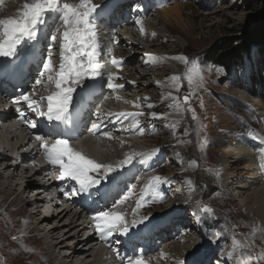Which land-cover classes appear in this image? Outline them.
<instances>
[{
  "label": "rangeland",
  "instance_id": "374dc122",
  "mask_svg": "<svg viewBox=\"0 0 264 264\" xmlns=\"http://www.w3.org/2000/svg\"><path fill=\"white\" fill-rule=\"evenodd\" d=\"M18 1L17 3L19 5H16L15 10L11 13L12 15L14 14L17 19L20 18L25 5L24 0ZM66 1L67 0H64L63 2L66 3ZM78 2L79 1L76 0V2L74 1L72 4ZM91 2L93 4H99L90 17V22L92 23L94 21L93 17L99 12L96 11L101 7L103 8L108 0H91ZM148 3L150 6L148 7L149 11H147L149 14L147 20L154 27L163 31L164 36L150 35L148 37L149 33H147L148 31L143 25L142 33L147 35V38L143 40L134 37L140 36L141 34L139 29L141 20L139 19L141 15H144L142 14V10L136 9L134 10L136 14L135 18H138V20L130 27L132 33L134 32L133 34H136L133 38L132 35L125 30L127 21H131L132 18L131 16H124L126 12L121 13L117 21L118 24H115L113 27L115 28L114 31L118 29L116 32L120 35L119 37H122V40L129 41V45L123 46L124 44H120V40H116L114 48L122 46L121 48L124 49V62L122 65L131 71L130 75H133L134 82H127L128 80L125 79V76H120L118 77L119 79L116 80V83L122 85V88L115 91L110 90L108 92L102 87L98 89L99 91L101 90V94L105 93L102 102L108 103V106L105 107L107 110L113 105L116 110L122 109L119 113L127 111L129 107L135 104V102L132 104L130 103V100L134 99L137 100L136 103L140 102L144 105L143 108L145 113L139 118V121L144 124L143 128L137 131L121 123V129L127 130L128 128L129 130L131 129L129 132L134 131V135L133 133L129 135L132 136L136 145L125 144V147H121L124 150L119 148L120 150L118 152L123 151L122 153L131 155L135 151H140L141 147H146L149 144L162 151V157H159L160 167H158L154 173L143 175L140 178V182L137 185L138 187L136 186L135 189H133L136 197L133 199L135 200V202H133L134 204L132 202L126 204L136 208V201L140 198L141 190L153 177L159 176L162 181H165L164 184L169 183L168 189L173 193L172 198H170L168 193L164 190V194L162 195L165 198L168 197L169 201L167 203H162V205L159 203L147 204L140 209L141 214L138 218L150 216V221L152 220L151 222L154 221V223H157L162 216L168 215L170 213L169 210L172 209L176 210L179 208L180 213H190L194 218V224L197 228H200L202 232L191 238L192 243L186 240V245H193L194 248L189 250L190 253L184 260L191 261L192 264H198L200 259L209 255V262L207 261L204 264H212L213 262L220 264L218 259L225 253L227 247L233 244L231 245V251H233L231 256H236V254L239 255L238 264H264V247L261 239H258L260 238V229L249 221L247 214L241 207V204L246 201V195H251L252 191L237 189L235 187V185L239 183L246 185L247 183L244 179L235 181V179L232 178L234 185L225 186L226 183L224 181L227 182L229 179L223 175L225 174L224 172L230 170V167L227 168V165H229L227 162H230L233 158H227V160L224 161L220 158L223 156V151L226 149L225 147H230L229 144H231L232 140H234V142L232 141V146L235 145L236 132H242L244 134L249 132L248 134L250 136L256 137L259 140L264 139V136H262L264 135V121L262 119L263 117L260 116V111L244 103L240 96L241 94H245L249 98L253 96V90L249 89V85H247L245 81L247 76L254 72L255 61L257 65H262L264 68V42L260 45H256L255 47L257 48L253 47L254 49L249 51V55L244 57L242 62L239 63L238 66H235L228 76L221 67L215 66L205 60L206 57L209 59L212 48L222 39L239 35V32H243L246 29L252 30L253 20L257 10L249 8L252 7L253 3L250 4V6L245 5V0H148ZM137 4L141 6L144 4V1L140 0ZM175 4L179 5V13L174 15L173 21L164 20L159 11L165 7L171 8L175 6ZM124 8H126V6L123 7V10ZM110 10H112V8ZM126 11L131 12L132 10L128 8ZM7 14H5L6 17L4 16V20L9 19V15ZM115 18L114 16L113 20ZM58 19L59 13L55 12V16L51 17L50 21L52 33L55 32L60 25ZM103 19L106 22L104 25L110 28L108 18L104 16ZM122 24L125 25L123 26ZM60 27L62 26L60 25ZM130 28L128 27V29ZM132 40H136L138 46L140 45L142 49L147 48L148 50H142L143 52H140L141 55L134 54L131 51L140 50H137V46L133 44L130 45ZM56 42L57 40L55 43ZM54 46H56V48L58 47L57 45ZM43 48L47 49L48 47L43 45L42 49ZM50 48L52 49V47ZM59 48L60 47L54 49L58 57L53 56V49L51 50L53 71L51 73L47 72L48 75L50 74L54 79L50 81L55 90L51 95L55 94L57 91L54 84L55 73L60 63ZM99 51L101 52L100 47H98V52ZM43 52L42 50L40 54ZM100 52L99 56H97V63L101 65L108 64V56H106L105 53L100 54ZM115 52V49H113L112 53L114 56L117 55ZM47 53H49V49L44 55H47ZM126 55L130 57L134 56V58L128 63L125 61L128 58ZM179 57H183V59ZM46 59H48V57ZM146 61L147 64L145 63ZM165 63L167 64L164 65ZM178 65H181L180 70L178 69ZM122 67H119V69H122ZM110 70L112 71V69ZM44 72L45 71H43V74ZM110 72L109 74L102 72L104 74L100 76V78L105 79L103 82L106 85L108 76L112 75ZM139 73H146L148 75L139 77ZM172 77L178 78L175 80L174 84H176V82L177 84H173L174 86L171 85V80L173 82ZM97 82H99V80H97ZM38 86L39 84L32 86L31 89L33 90L31 91L34 93V91L38 89ZM258 86L259 92L260 88L264 89L262 85ZM106 89L108 88L106 87ZM140 90L146 91L147 94L143 95L144 92L142 93ZM262 92L264 93V90H262ZM108 93L111 96L110 98L107 97ZM114 97L116 99H114ZM185 97L188 98L187 103L184 102ZM43 98L47 97H42L40 99L43 100ZM169 103L174 105V109L171 111L169 106H167ZM149 104L152 105V107H148ZM94 110L95 114H97V110H99L98 106H96ZM100 113L101 116L105 115L104 113L102 114V111H100ZM154 113L155 116H153ZM8 118L12 119V117ZM95 122L96 124L103 123L100 119H95L94 123ZM119 130L118 128L115 133L110 134L117 138H122L123 135ZM20 134H26V132H20ZM138 136L141 137L140 141H142L143 144L139 143L140 141L138 142ZM211 142L212 144L225 142V144L223 148L217 147L213 149ZM106 145L108 149L110 145ZM111 145L114 146L115 144L111 143ZM40 149L43 150L42 148ZM16 151L17 150L14 151L15 153H13V156H17V154L24 151V149H20L18 152ZM163 157L168 159V163L163 161ZM2 166L3 163H0V170ZM8 173L10 174V172ZM94 174L95 173H93V175ZM90 175L92 176V174ZM41 186V184L34 185L33 190L35 193L33 192L28 196L29 200L32 201L33 198L37 197V191H41ZM20 187L23 188V185L19 181L18 190H21ZM53 191L54 189L51 190V193ZM239 192H244L242 198L238 197ZM43 196L40 195V197ZM4 206L5 204L0 205V264H26V262L27 264H35L34 258L37 256V254H35L38 252L37 250L34 253L35 257H33L32 254L29 259L20 255L17 256L21 249L25 248L26 251L27 247H24V243H28L30 246L34 245V242H32L34 236L30 238L26 237L29 235L27 229H23L22 218L20 220L11 218L9 221L12 223V229H4L2 224H4L5 220L1 219V215L5 209ZM205 207L211 208L213 210L212 213L203 212V208ZM155 208H157V213L151 214V211L153 212ZM62 223H67V220H62ZM55 224H57V222H52V225ZM22 230H24V232ZM6 231L10 232V234ZM67 231L69 230L63 231V229H61L58 235L65 233L69 234ZM173 231L174 229L171 227L169 233L171 234ZM73 233L74 231L71 230L70 235ZM23 235L25 239H20ZM173 238L174 236L172 235L170 241H175V238ZM72 239L73 241L75 240V238ZM167 239H169V237ZM167 239H163L161 245H156L158 249H155L153 253L159 250L169 252L167 246L170 241L167 242L168 244L164 243ZM155 241L157 240H154V245ZM204 245H206V247L202 250L201 248ZM149 254L150 253L146 254V256ZM28 260L30 261L28 262ZM164 264H166V260H164Z\"/></svg>",
  "mask_w": 264,
  "mask_h": 264
},
{
  "label": "bare ground",
  "instance_id": "6f19581e",
  "mask_svg": "<svg viewBox=\"0 0 264 264\" xmlns=\"http://www.w3.org/2000/svg\"><path fill=\"white\" fill-rule=\"evenodd\" d=\"M74 1L76 2V0H67L66 3H72ZM17 2L19 1L18 0L16 1L0 0V20H4V18L6 17L5 14L7 13H8L7 15H9V19H17L14 16V14L13 15L11 14L12 11L15 10V6L19 5ZM24 2L25 4L30 5V4H33L35 0H24ZM125 6H128V5H125ZM120 9L121 8H118V7L116 9L112 8V10L107 9L102 14V19L104 16L108 18V23H110L109 26L111 29L105 25H102V26L96 25L97 26L96 29L98 32L97 39L104 44L103 48L105 50L106 55L111 57L110 65L114 67V69L112 71L110 70L111 71L110 73H112V76L116 78L114 79V83H116V80L119 79L118 77L120 76H125L126 77L125 79L128 80L127 82H134L133 75H130L131 71H129L128 68L122 65L123 66L122 69H119L111 64L112 58L118 59L122 61V63L124 62L123 61L124 60V52H123L124 49L121 48L122 46L118 48H114V46L112 45V47H110L109 40L111 38H114V41L120 40V44L123 43L124 44L123 46L129 45L128 40L127 41L122 40V37H119L120 35L118 34V32L113 30L114 28L113 26L115 24H118L117 21H118L120 14H117V13ZM125 10L126 9H124V11ZM148 10L145 9L143 11L145 15L144 17L140 19L141 20L140 21L141 25H139L140 27L139 29L141 31L140 36H134L136 34H133L134 32L132 33V30L130 28V26L132 25L131 24L132 22L127 21L125 30L126 32L131 34L132 37L133 36L138 37V39H143V40L147 38V35L142 33L143 25L146 27L148 31L147 33H149L148 37L150 35L164 36L163 31L159 30L157 27H154L152 24H150V22H148L147 20L149 16L147 12ZM179 11H180L179 5L175 4V6L171 8L170 7L163 8L161 11H159V13L164 20L170 21L173 19L175 14L179 13ZM113 13L116 18L114 19V21H111L112 19L111 15ZM53 16H55V12H47L44 14L42 26L36 28L35 37L25 38L20 43V45H18L16 53L14 54L13 57L19 58V59L27 58L31 54V52L34 51V48H36V46L38 48L37 50H35L36 51L35 54L37 56L40 55V52L42 50L44 52L41 53V55L42 54L44 55V53H46L50 47H52L53 50L56 49V46L54 45H57L58 47H60V42H58L60 41L59 32L56 33L57 42H58V43L56 42L57 44L51 41L50 39L51 34H52V31L50 29V21H51V17ZM124 16H131L132 18L131 13L130 14L125 13ZM55 26H58V25H55ZM128 27L130 29H128ZM3 38L4 37L2 36V29H0V39H3ZM132 44L137 46V50H140V51H131L136 55L138 54L141 55L140 52H143L142 50L147 49V48L142 49L140 45L138 46V43L136 40L135 41L132 40L130 45ZM43 45H46V47L48 48L42 49ZM113 49H115L116 51L115 53H117V55L115 56L114 54L112 55L110 53ZM126 56H128V58L125 61H127L128 63L132 60V58H134V56L132 57H130L129 55H126ZM3 59H4L3 57H0V62ZM181 62L179 63L182 64ZM166 64L167 63H165L164 65ZM40 68H41V65L37 64V69H40ZM180 68H181V65L178 67V69L180 70ZM105 69L108 71L110 67H103L102 70H105ZM263 72H264V68H263L262 73ZM49 75L47 72H44L43 75L40 74V77L45 76V79L40 82L38 89H36L34 93L33 91H31L33 90L31 89V87L37 83L34 81H31L28 84L26 83L27 81V78H26L24 80V83L26 84L24 85V88L20 89L19 95L17 93V90H13L12 92L5 94L8 99L6 100V102L10 105L11 110L15 111L16 107H18V106H14L16 102H19L21 104L20 111L22 112L21 114L25 116V119H26V122L23 123L21 126L12 125V120H14L15 118L14 112L12 113V111H10V114L5 119H3L2 118L3 109H1L0 107V163L1 164L3 163L2 169L0 170V205L5 204L4 206L5 209L1 215V219L5 220L2 226L6 230L12 229V223L9 220L11 218L19 219V220L22 218L23 219L22 224L24 226L23 229L24 230L27 229V233L29 235L26 237L30 238L34 236L32 238L33 240L32 242H34L33 243L34 245L30 246L28 243H24V247H27L26 251H25V248L21 249L19 253L17 254V256L20 255L26 259H29V257L32 254H33L32 255L33 257H35V254H37V256L34 258L35 264H129L130 261L134 262L135 259H139V258H142L145 264H164V260H166V264H192L191 261H187L186 259L184 260V258H186L187 255L190 253L189 250L191 248L192 249L194 248L193 245L191 246L186 245L187 242L192 243L191 241L192 239L190 238L191 237L190 236V226H183L180 229V232L178 234H173V233L170 234L169 230L166 233H164L162 230H158V231L154 230L153 233H150L149 235H144V228L146 226L151 227V224H154V221L151 222L152 220L150 221V219H148L143 224L137 225L135 228H131L127 234L121 235L119 231L113 233L112 237L109 238V243H106L104 240L98 237L95 231V226H94L95 221L92 218L93 215L98 212L109 211V212H115L117 214L123 215L125 222L128 223L129 225H131V222L134 219L136 220L141 219V218H138L141 214L140 210L134 214L133 210L135 209V207H133L132 205L131 207L127 205L128 202L133 203L135 201L133 200L136 198L134 191H131V195L128 197L127 200H125L123 203H119V201L123 199V197L125 196L124 194L125 191H127L131 185H135V186L138 185L137 179L133 178L131 182L127 183L125 187L122 188L120 186V181L117 182V179L112 176V174L116 173L115 171L109 174L108 176H106L111 180L112 182L111 185L116 188L114 191L115 192L114 197H112L111 200L107 202H101L100 200H91L90 197L87 196V191H85V189L81 191L78 187L77 189L72 188L71 190L70 187L69 188L67 187L70 185V183L74 181L60 180L58 178L59 177L58 167L52 166L47 162V160L45 159L43 150H39L40 145L42 143H46L50 146L54 142V140L64 139L69 142L70 148L80 153L85 158L91 159L94 162L102 164V165H110L112 167H116L120 163V161L125 159L126 155H130V154L122 153L123 151L118 152L120 150L119 148H121L122 146L125 147L124 146L125 144L126 145H136V143L134 142L132 136L128 134L123 135L122 138H117L116 136L109 134V133L116 132L115 128L118 127V123L115 118V115H116L115 113L122 111V109L116 110L115 106L111 105L112 103L110 104L111 105L110 108L108 107L109 110L105 109V107L108 106V103L106 102L103 103L104 101L102 102V99L105 96V93L101 94L100 93L101 90L99 91L98 90L99 88H97L95 85L91 86L90 83L88 84L89 88L87 91H84L86 87L84 90L77 89L74 91L72 99H74V101L76 102L75 104L76 106L74 107L72 104L71 105L72 109L70 110L72 111L73 116L74 115L76 117L78 115L80 116L82 108H83L82 105H84L85 103L84 107L88 111H91V108L89 107L90 106L89 102H92L91 107H93V113H92V117L90 118L91 120L85 118V116H83V118L82 119L80 118V119L85 122L88 121L86 124H88L89 126L91 123H93V125L98 126L99 132H96L94 136H92L91 134H88L90 132H93V130L91 129L93 128V125H91L92 127L90 126L89 131L84 134V137L81 135H78L75 138L71 137L72 128H68V127H64L63 130L59 132L58 136L56 133L49 135L46 131H42V130L38 131V129H34V128L29 129L27 125L30 120L34 119V116L32 115L33 112L37 110L44 112V110L47 108V99L43 98L42 100L40 98L48 97L49 95H51V93L55 91L54 87H52L51 85L52 84L50 82L51 80L48 79ZM147 75L148 74L146 73H139V77H144ZM31 77H33V75ZM31 79H34V78H31ZM253 81H254L255 86L262 85L260 84V81L256 79V77L253 78ZM174 83H175V80H173V82L171 80L172 86L177 84V82L176 84ZM94 89H96L95 91L97 92L94 93L93 96H89L88 98L89 100H87L86 94H88L90 91L93 93ZM262 90L264 89L260 88L259 93H256V91L255 92L252 91L253 92L252 98L247 97L245 94H241L240 96L244 103H247L251 107H255L256 110L260 111V116L263 117L264 119V93L262 92ZM140 91L142 93L144 92L143 95L147 94V92L144 90H140ZM22 95H28L32 101L37 102L36 104H34L35 110H30L28 108L27 103L21 99ZM114 99L116 98L114 97ZM136 101H137L136 99L130 100L131 104L134 102L135 104H133L132 107H129V110H132L134 108L139 109L142 107L141 105L142 103L140 102L136 103ZM137 105H139V107H137ZM94 106L95 107L98 106L99 110H97V114H95L94 112L95 111ZM167 106H169L170 111L174 109L173 104L169 103V105ZM100 111H102V114L104 113L105 115L101 116ZM8 117H12V119ZM39 119L42 120L40 116H39ZM95 119L97 120L100 119L103 123L98 122L99 124H96V122L94 123ZM65 121L69 122V119L67 118ZM20 132H23V133L26 132V134L21 135ZM134 134L135 133H133V135ZM35 135L41 136L42 139L37 140L35 138ZM47 138L50 140V142L45 140ZM137 139L139 142L141 138L138 136ZM232 141L234 142V140ZM232 141H231V144H229L230 147L228 146L225 147L226 149H224L225 151H223V156L220 157L221 160L223 161L227 160V158H231V157L233 158V160H230V162H227L229 163V165H227V168L230 167L229 168L230 170L224 172L225 174L223 175L224 177H228L227 179H229L227 180V182L224 181L226 183L225 186L234 185L232 178H234L235 181L244 179V181L247 183L246 185L239 183L238 185H235V187L237 189H244V190L252 191L251 195L249 196L246 195L247 197L246 201L243 204H241V207H242V210L247 214L249 221L254 226H256L258 229H260V238L258 239H261V242L264 247V148L257 147V145H251V150L248 151L245 148V146L242 145L240 142H235V145L232 146V143H233ZM105 143L110 145L108 149L106 148L108 146ZM111 143L115 145L113 146L111 145ZM139 143L143 144L142 141H140ZM224 144L225 142L224 143L217 142L216 144H212L211 142L213 149L217 147L223 148ZM20 149H24V151L17 154V156L15 154H14L15 156H13V153H15L14 151L17 150L16 152H18ZM154 149L156 148H154L151 144H149L146 147H141L140 151H137V152L135 151L131 155L133 156V159L146 157L148 154H150L151 150H154ZM121 150H124V149L121 148ZM40 156H42V158H39ZM141 167L144 168L145 164H143V166ZM219 171H220V168H219ZM8 172H10V174ZM91 174L94 177L98 175L97 173H95L97 175L95 174L93 175V173ZM134 176L136 177V175ZM19 181L23 185V188L20 187L21 190H18L17 188L19 186ZM38 184L42 185L41 191H37L38 193L37 197L33 198V200L31 201L28 199V196H30V194L34 192L33 190L34 185H38ZM44 185H46L45 186L46 188H44ZM58 186H62L63 188L65 186L66 187L64 188V191L58 192L57 190ZM133 188L131 190H133ZM52 189H54V191L52 192L53 197L51 194L48 193L49 191L51 192ZM73 190L76 191L75 196L65 195V192L70 193ZM243 193L244 192H241V193L239 192L238 197L242 198V195H244ZM40 195L42 196L44 195V196L40 197ZM172 195L173 194H171L170 198H172ZM156 209L157 208H155L153 212L151 211V214L157 213ZM65 219L67 220V223H62V220H65ZM52 222H57V224L52 225ZM61 229H63V231L68 229L69 231L67 232H69V234L65 233V234L58 235L59 230ZM24 230L22 231L24 232ZM71 230L74 231L72 235H70ZM6 232L10 234V232L8 231ZM129 235H133L135 237V240L133 242H128L126 240V238ZM172 235L174 236L175 241L174 240L170 241V238H172ZM160 236L162 238H160ZM186 236H189V237H186ZM168 237L169 239H167ZM72 238H75V240L73 241ZM165 238L167 239V241L164 243H167L170 241L169 245L167 246L169 249V252H166L165 250H161V251L159 250L158 252L153 253L155 249H158V246L156 245L158 244L161 245L162 240ZM181 238L185 240H182ZM20 239H25V236L23 235V237H21ZM154 240H157L155 241V245H154ZM138 244L146 245L145 249L141 253L137 251ZM231 245L227 247V249L225 250V253L220 257V259H218L220 264H238L239 263V258L237 257L235 258L234 256H231V253H232ZM36 250L38 251L37 253H35ZM148 253L150 254L146 256V254ZM29 261L30 260H28V262ZM206 264H211V263H206Z\"/></svg>",
  "mask_w": 264,
  "mask_h": 264
},
{
  "label": "snow or ice",
  "instance_id": "6c2138e0",
  "mask_svg": "<svg viewBox=\"0 0 264 264\" xmlns=\"http://www.w3.org/2000/svg\"><path fill=\"white\" fill-rule=\"evenodd\" d=\"M98 5L93 4L91 0H79L76 4L64 3L63 0H35L33 4L24 5V11L19 19L0 20V29H2V36L4 37L0 39V57L11 58L16 53L18 45L25 38L35 37L36 28L42 23L45 13H59V23L62 27L57 28L50 38L51 41L55 42L57 40L56 33H60V63L55 73L57 91L46 98L47 112L37 113L39 116H46L49 121L61 120L68 112L77 86L85 80L99 76L104 67L97 63V56L99 55L98 32L94 24L90 22V17ZM51 56L52 52L51 48H49L48 59L43 65L44 71L48 73L53 71ZM179 58L183 59V57ZM111 64L117 68L122 67V61L115 58L111 59ZM105 71L107 70L105 69ZM48 79L52 80L53 76L49 75ZM114 79L116 78L109 75L107 80V88L113 91L123 87L114 83ZM172 79L177 80L178 78L172 77ZM40 82L39 79L36 81L37 84H40ZM21 99L27 103L30 110H35L34 104L37 102L32 101L28 95H22ZM184 102H188L187 97H185ZM148 107H152V105L149 104ZM139 115L140 113L120 112L116 114V118L127 120L131 117L133 121H136L131 127L139 131L140 129L137 128L139 123L137 116ZM153 116H155V113ZM27 126L29 129H33L35 124L28 122ZM92 130L97 132L98 126L93 125ZM35 138L37 140L42 139L39 135H35ZM40 147L44 151L47 162L52 166L58 167V178L60 180L74 181L81 191L89 186L100 184L106 176L125 168L133 161L132 155H126L125 159L120 161L116 167L102 165L74 151L69 147V142L64 139H56L50 146L42 143ZM91 173H97V178H93L90 175ZM164 183L165 181H162L161 177L155 176L145 185L141 190L140 198L136 201V208L133 210L134 214L149 203L163 202L165 200V197L160 192V188ZM133 187L135 185L129 187L128 195H131ZM60 191H64V188L61 187ZM65 195L75 196L76 191L65 192ZM128 195L124 196L119 203L127 200ZM212 211L209 207L203 208L205 213H212ZM149 217L144 216L139 220L134 219L131 225L125 222L123 215L115 212H98L92 218L95 221L94 226L98 237L109 243V238L112 237L113 233L119 231L121 235L127 234L131 228L143 224ZM129 264H145V262L142 258H139L135 259L134 262L130 261Z\"/></svg>",
  "mask_w": 264,
  "mask_h": 264
},
{
  "label": "trees",
  "instance_id": "16d2710c",
  "mask_svg": "<svg viewBox=\"0 0 264 264\" xmlns=\"http://www.w3.org/2000/svg\"><path fill=\"white\" fill-rule=\"evenodd\" d=\"M245 5L257 10L253 20V29L239 32V35L222 39L215 45L210 53L209 59L205 60L215 66H219L228 76L232 67L242 62L249 51L256 45L264 42V0H245Z\"/></svg>",
  "mask_w": 264,
  "mask_h": 264
}]
</instances>
